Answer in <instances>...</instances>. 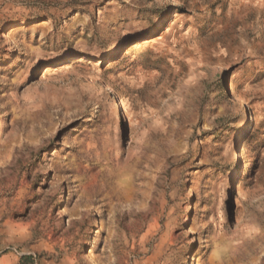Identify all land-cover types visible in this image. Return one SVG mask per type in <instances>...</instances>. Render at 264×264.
I'll use <instances>...</instances> for the list:
<instances>
[{
	"label": "rangeland",
	"instance_id": "rangeland-1",
	"mask_svg": "<svg viewBox=\"0 0 264 264\" xmlns=\"http://www.w3.org/2000/svg\"><path fill=\"white\" fill-rule=\"evenodd\" d=\"M0 264H264V0H0Z\"/></svg>",
	"mask_w": 264,
	"mask_h": 264
},
{
	"label": "bare ground",
	"instance_id": "bare-ground-1",
	"mask_svg": "<svg viewBox=\"0 0 264 264\" xmlns=\"http://www.w3.org/2000/svg\"><path fill=\"white\" fill-rule=\"evenodd\" d=\"M130 3H131L130 1L127 2V4H130ZM152 4L153 3L151 1H149L147 3V6H150ZM101 21H102V19L101 18H98V22L101 23ZM92 48H94V46H92ZM114 101L113 100H110V102H108V103L109 104H113V103H115ZM113 108L114 109L112 111V115H115L117 113V111L119 110V108H118L117 105H115ZM129 124H130V122H129ZM138 145H139V142L137 140L136 143H135V148L133 149V155H132V161H131L132 162L131 164L133 166L134 178L143 179L147 183H150V185L152 187H154L155 186V183L153 181H151L149 179V177H147L145 175V171H144V168H143L144 166H142V164H141V156H140V152L138 150ZM133 172H132V174H133Z\"/></svg>",
	"mask_w": 264,
	"mask_h": 264
}]
</instances>
